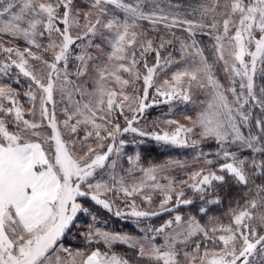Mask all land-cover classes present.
I'll list each match as a JSON object with an SVG mask.
<instances>
[{"label":"snow or ice","instance_id":"obj_1","mask_svg":"<svg viewBox=\"0 0 264 264\" xmlns=\"http://www.w3.org/2000/svg\"><path fill=\"white\" fill-rule=\"evenodd\" d=\"M84 4L0 0V80L11 81L0 82V264H133L112 251L116 244L133 251L135 264H264V84L257 91V79L264 78V0ZM198 36L214 42L211 61ZM217 63L227 88L215 76ZM173 65L179 67L169 79ZM162 71L166 77L157 85ZM194 88L207 99L194 119L185 117L187 125L168 119L174 130L138 126L153 105L171 110L176 101L189 103ZM57 94L66 101L62 121ZM254 107L261 111L255 118ZM127 134L137 143L147 138L196 150L208 167L187 173L178 185L167 176L161 184L164 168L140 167L138 153L127 156L124 169ZM208 141L215 152L201 149ZM138 168L142 178L130 182ZM230 184L243 193V205L230 206L227 225L209 217L208 227L195 216L174 214L157 227L140 228L144 235L137 237L97 226L89 205L139 226L192 205L187 187L199 196L203 217L207 205L221 203L216 190ZM146 189L162 194L156 208ZM81 216L91 217L86 231L78 230ZM74 229L82 248L63 243ZM208 241L217 247L209 249Z\"/></svg>","mask_w":264,"mask_h":264},{"label":"trees","instance_id":"obj_2","mask_svg":"<svg viewBox=\"0 0 264 264\" xmlns=\"http://www.w3.org/2000/svg\"><path fill=\"white\" fill-rule=\"evenodd\" d=\"M78 1L79 0H77V2ZM179 2H181L182 4H184L186 6L191 5V6L195 7L199 4L208 3V2H210V0H179ZM178 34H180V33H178ZM197 39L201 42V46L205 49V54L210 59V57H211L210 54L213 51V49L211 47L213 41H210L207 36H198ZM96 43H99V42H96ZM208 43H209V47H208ZM210 61H211V59H210ZM153 62H154V60L150 59V63H153ZM177 67H179V65H177ZM219 71H220V76H222V74H223L222 79L225 81H229V79L227 78L228 77L227 74L223 72V65H221V69H219ZM168 74L169 73H167V75ZM163 75L166 76V73H163ZM220 76L218 75V78ZM216 78H217V76H216ZM0 82L11 83V81H7V80H0ZM26 83L27 82L25 81V84ZM222 83L226 84L225 82H222ZM229 84H230V81L228 82V85ZM262 84H264V78H258L257 79V91L259 89V86ZM139 85H141V87H142V80L137 82L136 87H138ZM12 86L16 87V88H21L20 85H16V84H13ZM237 87H238V84H237ZM152 96L153 95H150L149 97H152ZM21 99L22 100L24 99L22 92H21ZM148 101H151V100L149 99ZM60 103H61L60 106L63 107L64 105L62 104L61 99H60ZM51 107L52 106L49 105L50 110H51ZM168 108H169V105L164 106V104H162L160 106L154 105V107H149L148 109H146V111L144 113V117L141 119L140 124L138 126L139 127H145L146 130H149V131L165 129L162 126H158V128H155L156 124H154V121L170 119V118L164 117V115H167V114H183L185 112H188L186 110V108H184L183 106H181L177 102H174V104L171 108V111L164 113V111H166L165 109H168ZM252 112H253L254 118L256 116L261 115V111H260L259 107L252 108ZM56 115L57 116L61 115L62 119L65 118L62 114V110L59 112H56ZM122 119L123 118L121 117L119 120L121 125H122ZM174 128H175V125H171L169 129H165V130L171 131V130H174ZM81 134H82V132L80 133V135ZM81 136H83V135H81ZM125 138L129 141V143L125 149V154L120 161V164L122 165V167L124 169H127L129 167V165L127 163V156L135 155L137 153L140 155V167H144V168H148V167L160 168L161 165H163L169 161H172V160H176V161H180V160H182V161H197V159H196L197 151L193 150L191 148H182V147H174L171 145H165L163 143H157V142L150 140V139H147V138L144 139L143 143H137V142H133V136L131 134H127L125 136ZM140 139L141 138H139V137L136 138L137 141H139ZM201 149L204 152H209V151L215 152L216 144L213 141H208V142H205L201 145ZM200 161L203 163L202 160H200ZM205 166L208 167L207 165H205ZM138 171H139V168L135 172H138ZM181 172L176 171L174 173L175 176H173L177 185L179 184V181L187 179L186 174L190 173V172L185 171V170H181ZM122 174L127 175L126 172L122 173ZM105 179H107L106 176H105ZM128 180L131 182L133 179L132 180L128 179ZM166 182H168V181L166 180ZM177 190H179V188H177ZM184 191L186 192L187 197L192 198L194 200V203L192 205H189V206L181 205L180 208L177 209L176 213H171V214L170 213H164L162 216L152 217L150 219L142 221L139 226H137L136 222L132 221L131 219H129V220L119 219V218L115 217L112 213L106 211L105 209H103L99 206L92 204L91 202H89V205L91 207L92 213L95 214V216L97 218V226L104 228L106 230H109V231L127 233V234L137 236V237L144 235V233L140 230V228H146V227H150V226L151 227H157V226L161 225L164 221L170 219L171 216L174 214H181L184 217L195 216L198 220H200L201 224H204L208 227H211V224H209V217L216 218L212 221V223L219 222V223H223V224L227 225L229 223V208H230V206L235 208L238 200L240 201V204L243 205V199H242L243 193H241L238 190V188L234 185H231V184L225 185L224 187L216 190V195H218L220 197L221 203L216 204V205H207V207L210 209V211L208 212L207 216L202 217L198 211L199 207L202 206V202H201L199 196L194 195L192 193V191L190 189H188L187 187L184 188ZM152 197H155L154 194H152ZM157 197L162 198V195L157 194ZM212 198H215V196H213ZM136 201H137L138 205L143 207L144 203L142 200H140L139 197H136ZM117 203H119V201H117ZM89 222H91L90 216L89 217L81 216L77 222L78 230L79 231H86L87 230V223H89ZM63 243L65 246H67V244H68V247H71L73 249L83 247L82 240L79 237L78 231L76 229H74L73 232L65 238ZM156 243L162 244L163 243L162 238L157 237ZM210 243H212V242L208 241L207 246H209ZM93 247H95V245H93ZM100 247H101V249H103V245H100ZM112 251H114L118 255L124 256V257L132 260L133 264H135V255H134L132 250L127 248L126 245H121V244L113 245Z\"/></svg>","mask_w":264,"mask_h":264},{"label":"rangeland","instance_id":"obj_3","mask_svg":"<svg viewBox=\"0 0 264 264\" xmlns=\"http://www.w3.org/2000/svg\"><path fill=\"white\" fill-rule=\"evenodd\" d=\"M208 3H209V2H208ZM77 5L80 6V7H84V6H85V4H84V0H79V1L77 2ZM77 31H78V30L74 28V29H73V35H75ZM96 42H99V43H105V42L102 41L99 37L96 38ZM19 43H20L21 45L23 44L22 41H20ZM212 44H213V42H212ZM208 47H209V43H208ZM105 48H106V44H105ZM106 50H107V48H106ZM210 50H211V49H210ZM77 51H78V49H77ZM91 51H92V53H93L94 55H96V54L99 53V50L96 49V48H92ZM97 51H98V52H97ZM211 51H212V50H211ZM99 55H100V59H101V61H104V60L106 59V57H105V55H104L103 53H99ZM210 55H211L210 59L212 60V59H213V51H212V53H211ZM246 59H248V58H246ZM221 65H222V64H219V63L216 64L215 69H214V73H215V76H217V79L220 81V83H221L222 85H224L225 88H227V87L230 86V84L228 85V82H229V81H225V80L222 79L223 74H222V76H220V71H219V69H221ZM176 68H177V65H173L170 69H167V70H166V72L169 73V74L167 75V78L170 79V77H171V72H172V71H175ZM166 72L163 71V72H160V73L157 75V77H156V84H157V85H159V84L162 83L163 79L166 77V76L163 75V73H166ZM123 75L126 76L127 74H123ZM218 75L220 76L219 78H218ZM227 78H228V77H227ZM222 82H225L226 84H224V83H222ZM87 87L89 88V90H91V88H92V84L89 83V84L87 85ZM138 88H141V94H142V87H141V85H139ZM128 90L131 91V89H128ZM149 91H150V95H153V94H154V89H150ZM55 98H56V100H57L56 112H59V111H61V110L64 108V106H63V107L60 106V105H61V103H60V99H61V98H60L59 94H57ZM78 98H79V97H77V99H78ZM149 99H150L151 101H148V103H151V102H152V97H149ZM157 99H158V98H157ZM206 99H207V97H206V94H205V91H204V90H200V89H196V88H194V89L192 90V100H191L189 103L185 104V103H183V102L176 101V102L179 103L181 106H183L184 108H186V110H187L188 112H185V113H183V114H167V115H164V117H165V118H170V119L176 120V121H178V122L181 123V124H185V125H187L189 122H188V120L185 119V117H186V116H187V117H192V118L194 119V118L196 117L198 111L204 106V105H203V102H204ZM65 103H66V101H65V102H62L63 105H64ZM160 105H162V104H156L155 106H160ZM164 106H167V105L164 104ZM152 107H154V105H153ZM165 110H166V111H164V113H166V112H168V111H171L169 108H168V109H165ZM162 112H163V111H162ZM36 118L39 119V115H38V114H37V117H36ZM57 119L60 120V121L63 120L61 115H58V116H57ZM164 121H165V120H156V121H154V124H156V125H158V126H162V127H164L165 129H169L170 126H169V125H166V124L164 123ZM123 125H124V121H123V119H122V126H123ZM49 131H50V130H49ZM81 135H83V132H82ZM175 162H177V161H176V160H172V161H169V162H167V163L161 165L160 168H164V171L159 172V174H158V180H159V182H160L161 184H167V183H168V182H166L165 179H163L164 176H168V177L172 178V179L175 181V179H174L173 176H175L174 173H175L176 171H177V172H178V171L181 172V170H185V171H188V172H192V171H194V170H197V169L205 168V167H206L201 161H198V160H197V161H182V160H180L179 162H181V163L184 165L183 167L179 166V165H178L177 163H175ZM156 168H157V167H156ZM181 173H182V172H181ZM182 174H183V173H182ZM134 178H135V179H140V178H142V173H141L140 171H138V172H134V173H133V176L128 177V179H130V180H132V179H134ZM146 192H147L148 194H150V195L154 194L155 197H153V200H152V207H153V208H156V207L158 206V204H159L160 199H161V198H158V197H157V194H160V195H162V194H161L159 191H153V190H151V189H146ZM143 203H144V202H143ZM143 207H147V205L143 204ZM162 242H163V239H162ZM211 242H212V241H211ZM67 247H68V244H67ZM207 247H208L209 249H212V248L217 247V245H216V244H213V243H210V245L207 246ZM201 251H203V248L201 249ZM181 259H183V257H181Z\"/></svg>","mask_w":264,"mask_h":264}]
</instances>
